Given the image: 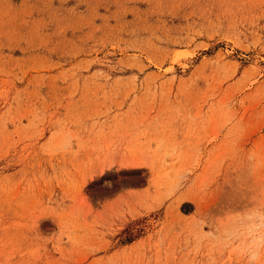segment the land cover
Returning <instances> with one entry per match:
<instances>
[{
  "label": "rangeland",
  "instance_id": "1",
  "mask_svg": "<svg viewBox=\"0 0 264 264\" xmlns=\"http://www.w3.org/2000/svg\"><path fill=\"white\" fill-rule=\"evenodd\" d=\"M0 264H264V0H0Z\"/></svg>",
  "mask_w": 264,
  "mask_h": 264
}]
</instances>
